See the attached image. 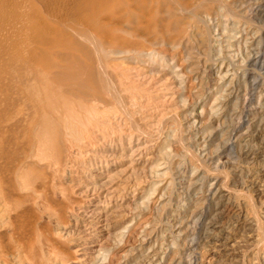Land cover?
<instances>
[{
    "label": "bare ground",
    "instance_id": "bare-ground-1",
    "mask_svg": "<svg viewBox=\"0 0 264 264\" xmlns=\"http://www.w3.org/2000/svg\"><path fill=\"white\" fill-rule=\"evenodd\" d=\"M210 2L213 1L0 0V264H7L13 258L27 264H52L59 257H63L58 242L51 236L42 237L37 228L41 213H49L62 220L60 205L55 201V196L60 195L56 193L62 191L55 182L56 178L68 173L72 175L70 178L78 179L80 175L85 176V173L89 172L88 169L94 166L95 161L102 166L106 163L105 158H112L109 154L98 153V148L111 147L113 143L115 145L119 134L129 126L133 127V117L127 105H134L136 98H131L130 94L139 95L140 99V94L151 92L152 95L145 101L146 106L153 104L161 108L159 103L161 94L170 89L166 84H160L159 88L152 85L154 91L147 88V92L144 89L147 85L145 87L136 84L148 79L143 77L144 73L141 75L130 70L123 71L118 61L131 60L148 68L161 65L158 66L159 71L163 69L162 67H170L172 65L168 62L170 59L161 58L156 48L175 47L176 42L177 45L188 43V36L183 34L184 24L180 16L187 12L197 13ZM224 12L227 21L232 25L231 34L234 37L237 38L235 33L241 29V35L246 37L250 35L249 41L246 42L250 50L243 47L250 51L249 56L248 53L247 55L244 53L248 57L246 60L250 66L263 71L264 47L256 54L255 49L253 54L251 53V48H260L264 45V0H229ZM202 17L205 19L201 18L202 22L205 23L207 19L212 18L209 13L203 14ZM257 25L260 29L257 33L251 34ZM195 32L198 39L208 41L209 30L202 27ZM190 55L188 54L189 58ZM234 58L236 59V55ZM170 61L173 62V59ZM189 73L195 80H199L198 68L191 69ZM172 75L182 86L184 78L177 72ZM242 76V80L245 81L242 85L245 87L244 96H240V82L233 79L230 83L231 88L229 87L230 93L226 97L224 94V99L219 98L220 96L219 99L215 98L217 100L214 108L217 111L224 110L231 103L241 111L233 107L239 112L236 111L238 114L234 115L239 123L231 130L228 143L217 152L215 150L216 154L205 157V164L219 166L223 156L231 154L236 149L234 139L240 127L248 124L250 116L259 119L262 117L260 112L252 110L253 93L259 89L262 81L247 72ZM183 87L182 90H186ZM198 89L200 90V87ZM260 108L264 113V104H261ZM143 111L152 112V108H145ZM154 111L156 112V109H153ZM203 114L195 117L188 114L185 120L190 126L193 124L201 126ZM223 117L225 116L222 114L218 121ZM191 122L194 123L190 124ZM194 145L197 147L198 144ZM169 149L166 151H170ZM167 154L165 152L161 156L166 158ZM252 155L253 150L249 148L240 152L236 159H248ZM92 157H95V160H92ZM215 169L217 170V167ZM177 175L183 176L180 189L190 194L188 195L190 198L193 193L202 190L199 187L203 181V174L201 176L199 169L193 171L188 183H183L186 172L180 170ZM85 179L84 182L78 180L76 188L84 189V196H93L97 186L89 183V187H84L83 183L90 178ZM213 180L216 182L217 178ZM213 184L215 185L214 182ZM213 184L207 191L209 195L206 194L208 196L205 202L218 207L225 196L223 197L219 190L213 192ZM153 193L150 194L151 197ZM186 199L184 200L187 203ZM148 201L142 204L148 205ZM188 201L190 202V199ZM189 208L185 207V218L181 214L175 215L177 211L170 213L171 216L167 215L173 221H170L171 223L177 222V235L184 241L187 238L184 250L194 251L195 254L199 245L196 238L198 236L196 230H191L190 226L201 227L205 215L197 210H191L189 214ZM127 228L121 231V239H125ZM97 256L98 258L103 256L102 262L108 259V253L102 255L98 251ZM165 257V254L156 253L148 257L145 263L163 264L166 261ZM180 260L174 264H183ZM195 263L193 257L188 264Z\"/></svg>",
    "mask_w": 264,
    "mask_h": 264
},
{
    "label": "rangeland",
    "instance_id": "rangeland-1",
    "mask_svg": "<svg viewBox=\"0 0 264 264\" xmlns=\"http://www.w3.org/2000/svg\"><path fill=\"white\" fill-rule=\"evenodd\" d=\"M211 1L213 2L197 13L187 12L180 16L184 24L183 34L188 36V43L177 45L176 42L175 47L156 48L161 58L173 59V62L168 61L172 64H169L170 67H162L163 69L159 71L161 65L148 68L137 65L131 60L118 61L123 71L130 70L141 75L144 73L143 77L148 78L147 84L144 80L136 84L147 85L144 88L146 91L152 85L153 87L157 85L159 88L160 84H166L170 89L161 94V102L159 101L161 105L158 104L161 108L153 104L146 106L145 101L149 95H152L151 92L140 94L141 100L138 99L139 95L130 94L131 98H136L134 105H127L133 117L131 119L134 128L129 126L123 133L121 132L117 143L115 142V145L113 143L114 146L98 148V153L109 154L112 158H105L106 163L102 166L95 161L94 166L88 169L89 172L85 173V176L80 175L78 179L70 178L72 175L68 173L56 178L55 182L60 191L62 190L56 193L60 194L59 196H55L56 203L60 205L62 220L49 213H41L37 222L42 237L51 236L61 246L58 250L63 253V257H59L54 261L56 263L52 264H146L148 257L156 253L166 255L163 264H172L174 259L173 264L179 259L183 264H188L193 257L196 260L195 264H264V113L260 108L261 104H264V69L262 71L250 66L247 61L250 49L247 48L246 42L249 41L250 35L247 37L241 35L242 29L235 33L237 38L231 34L232 25L227 21L224 12L229 0ZM207 13L211 15V20L207 19V23L202 22V19L205 20L202 15ZM202 27L210 31L208 41H201L196 37L195 31H199ZM259 29L257 25L251 34L257 33ZM194 43H198L200 47ZM263 47L264 45L260 48L253 47L251 53L253 54L255 49L256 54L262 51ZM187 52L191 54L190 58ZM194 68L199 69V80H195V77L189 73ZM174 72L184 78L182 86L186 90H182L180 82H177L172 75ZM244 72L262 81L256 94L253 93L252 108L260 112L262 117L259 119L250 116L248 124L240 127L234 139V149L235 145L236 149L231 154L224 155L219 166L205 164L207 155L216 154L215 150L217 152L220 147L228 143L231 130L239 123L234 115L241 111L234 103L229 104L222 111H217L214 108L215 101L219 98L224 99L230 93L229 87L231 88L230 83L233 79L240 82V96H244L246 94L245 87H242L245 83L242 80ZM150 90L154 91V88ZM145 108H152V112H144ZM153 109H156V112H153ZM202 113L204 114L201 126L194 125V122H191L190 124L193 125L190 126L185 120L188 114L195 117ZM222 114L225 117L218 121ZM196 126L198 127L194 129ZM211 130L215 132L210 133ZM194 144H198L197 147ZM167 148H170L172 153L166 151ZM249 148L253 150L252 157L236 159L240 152ZM165 152L168 153L166 158L161 156ZM91 159L95 160V157ZM222 163L226 166L224 167ZM176 167L179 170L175 169ZM197 168L201 176L203 174V181L199 187L202 190L193 193L190 198L188 196L190 194L180 189L183 176L177 174L180 170L186 172L183 183H188L189 177H192L193 171L198 170ZM161 173H165L163 175L166 176L159 175ZM85 177H89L90 180L83 183L84 187H89V183L97 186L93 196H84L85 190L76 188L78 180L84 182ZM215 178H217L216 182L213 180ZM211 184L214 185L213 192L219 190L218 192L225 196L218 207L213 203L205 202ZM150 192H154L152 197ZM144 201L146 203L148 201V205L142 204ZM184 206L190 207L189 214L197 210L204 213L206 218L203 219L201 227L190 226L191 230H196L198 236L196 238L199 245L195 254L194 251L184 250L187 238L184 241L177 235L178 224L176 221L171 223L172 220L169 219L170 213L176 211L178 213L176 212L175 215L181 214L185 218ZM48 217L51 218L50 221ZM167 220L169 222H166ZM126 228L128 233L125 239H121V231ZM98 251L102 255L108 253L106 262L101 261L103 256L98 258L100 256H97ZM11 260L7 264H27L21 263L18 259L16 261L15 258Z\"/></svg>",
    "mask_w": 264,
    "mask_h": 264
}]
</instances>
